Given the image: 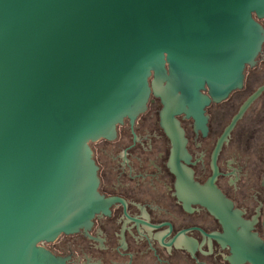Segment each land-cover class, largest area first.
I'll return each instance as SVG.
<instances>
[{"label":"water","instance_id":"95a60500","mask_svg":"<svg viewBox=\"0 0 264 264\" xmlns=\"http://www.w3.org/2000/svg\"><path fill=\"white\" fill-rule=\"evenodd\" d=\"M253 14L264 16V0H0V264H65L41 243L89 231L116 203L98 192L89 142L133 122L151 92L164 104L181 201L226 230L210 237L231 247V261L264 264V232L213 186L218 154L264 87L213 154L207 186L180 161L190 154L172 116L194 114L206 134L200 90L207 83L215 103L240 85L264 40Z\"/></svg>","mask_w":264,"mask_h":264},{"label":"flooded vegetation","instance_id":"af4514ba","mask_svg":"<svg viewBox=\"0 0 264 264\" xmlns=\"http://www.w3.org/2000/svg\"><path fill=\"white\" fill-rule=\"evenodd\" d=\"M254 19L264 29V16ZM151 79V78H150ZM199 120L183 111L172 114L181 128L190 159L180 161L195 183L214 178L213 154L246 103L264 87V40L253 65L246 62L239 86L213 103L209 87ZM145 111L133 122L126 116L115 135L89 142L98 168V192L109 202L90 229L60 233L41 245L65 264H250L231 261V247L210 237L226 230L204 207L191 212L181 201L179 177L171 170L172 146L162 118L164 104L150 93ZM213 184L231 200L251 232L263 235L264 211V92L239 118L218 154Z\"/></svg>","mask_w":264,"mask_h":264}]
</instances>
